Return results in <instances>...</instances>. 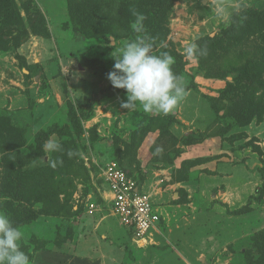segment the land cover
Wrapping results in <instances>:
<instances>
[{"label":"rangeland","instance_id":"374dc122","mask_svg":"<svg viewBox=\"0 0 264 264\" xmlns=\"http://www.w3.org/2000/svg\"><path fill=\"white\" fill-rule=\"evenodd\" d=\"M162 1L160 24L144 33L131 27L143 0H11V22L0 7V123L24 130L22 154L39 130L70 128L49 137L61 150L23 166L42 168L52 194L26 201L34 217L19 228L30 264H264V71L249 68L263 56L264 19L241 25L236 39L222 32L231 15L264 10V0ZM138 35L181 61L186 94L167 115L123 108L125 90L107 78ZM207 36L224 41L185 53ZM83 99L89 117L77 128L70 108L77 113ZM110 161L159 204L145 246L110 211ZM5 174L0 152L3 212Z\"/></svg>","mask_w":264,"mask_h":264},{"label":"trees","instance_id":"16d2710c","mask_svg":"<svg viewBox=\"0 0 264 264\" xmlns=\"http://www.w3.org/2000/svg\"><path fill=\"white\" fill-rule=\"evenodd\" d=\"M156 1L158 3L156 4V7H154L153 4ZM163 4L164 1L162 0H143L140 4V6L143 7L142 13L145 16L143 23L144 26L148 28V31L149 29L153 31L154 26L158 23L160 24L162 17L165 15V10L162 7ZM11 6V0H0V7L5 13L6 22H11L16 13ZM130 15H132V11L129 13V19L131 17ZM263 19L264 10L246 9L237 11L229 17L227 25L222 30L223 36L230 39L239 38L241 37L240 35L243 27L241 25L252 22L262 24ZM223 41L224 40H221V38L219 39L218 36H207L204 40L200 41L198 49L202 50L205 47H216ZM1 47L2 44L0 43V48ZM261 52L263 56L260 57V60L250 62L249 68H251L255 74L257 70L258 72L264 71V46H262ZM172 69L177 76L181 75L182 65L178 57L172 65ZM231 85L232 84L228 85L226 90L232 88L233 86ZM84 102V99L79 100V110L77 109V113L73 107L70 108L69 118L73 121V123H77V128L80 125L79 120L81 118L86 119L89 117V101H87L86 108H83ZM7 125L8 124L4 122L0 123V152L2 153V159L6 169L5 182L7 181L8 184L5 188V192L8 197L6 199L5 212L12 219L14 224L20 227L28 223L34 217V213L26 204L29 197H33L35 200L45 203L46 200H51L50 197L52 195L49 186L47 185L43 169L33 168L25 171L23 170V166L31 162L33 159H37L44 155V149L42 146L51 135L62 137L70 132V128L60 126L58 124H52L45 130H39L35 135L34 145L30 146V152L22 154L17 150V148L25 143L24 130H15ZM24 175L26 176V179L22 181L21 177Z\"/></svg>","mask_w":264,"mask_h":264},{"label":"clouds","instance_id":"9594fccd","mask_svg":"<svg viewBox=\"0 0 264 264\" xmlns=\"http://www.w3.org/2000/svg\"><path fill=\"white\" fill-rule=\"evenodd\" d=\"M132 24L135 33H144L143 13L134 12ZM197 45L190 43L185 48L188 56H193ZM113 70L107 74L112 86L124 89L126 99L122 107L133 109L139 105L145 113L157 112L167 115L176 108L184 97V85L173 69L174 58L166 51L156 54L153 44L146 35H138L122 46L114 56ZM44 151L61 150L58 141L49 138L43 144ZM69 157L73 155L68 152ZM54 168V161H49ZM22 232L6 212L0 211V264H30V258L22 250Z\"/></svg>","mask_w":264,"mask_h":264},{"label":"built area","instance_id":"2783aa9c","mask_svg":"<svg viewBox=\"0 0 264 264\" xmlns=\"http://www.w3.org/2000/svg\"><path fill=\"white\" fill-rule=\"evenodd\" d=\"M103 168L108 183L104 192L109 198L111 213L125 227L135 245L145 246L152 242L153 231L162 219L159 204L153 200L151 192L117 162L110 161ZM94 208L96 205L91 202L89 212Z\"/></svg>","mask_w":264,"mask_h":264}]
</instances>
